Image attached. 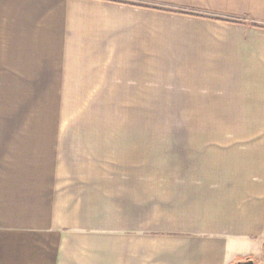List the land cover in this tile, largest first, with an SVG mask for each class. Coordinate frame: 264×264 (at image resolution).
Returning a JSON list of instances; mask_svg holds the SVG:
<instances>
[{"label": "crops", "instance_id": "0c3cea01", "mask_svg": "<svg viewBox=\"0 0 264 264\" xmlns=\"http://www.w3.org/2000/svg\"><path fill=\"white\" fill-rule=\"evenodd\" d=\"M249 262L264 0H0V264Z\"/></svg>", "mask_w": 264, "mask_h": 264}, {"label": "rangeland", "instance_id": "374dc122", "mask_svg": "<svg viewBox=\"0 0 264 264\" xmlns=\"http://www.w3.org/2000/svg\"><path fill=\"white\" fill-rule=\"evenodd\" d=\"M160 9L168 10L161 7ZM146 134L168 135L170 134V112L169 111H146ZM123 113V115H125Z\"/></svg>", "mask_w": 264, "mask_h": 264}, {"label": "trees", "instance_id": "16d2710c", "mask_svg": "<svg viewBox=\"0 0 264 264\" xmlns=\"http://www.w3.org/2000/svg\"><path fill=\"white\" fill-rule=\"evenodd\" d=\"M129 5H131V6H136V7H141V8H151V7H148V6H145V5H142V6H139L138 4H130L129 3ZM254 26H257L256 24H254Z\"/></svg>", "mask_w": 264, "mask_h": 264}, {"label": "water", "instance_id": "95a60500", "mask_svg": "<svg viewBox=\"0 0 264 264\" xmlns=\"http://www.w3.org/2000/svg\"><path fill=\"white\" fill-rule=\"evenodd\" d=\"M248 264H253V262H249Z\"/></svg>", "mask_w": 264, "mask_h": 264}]
</instances>
